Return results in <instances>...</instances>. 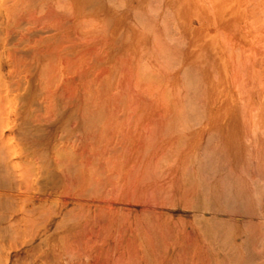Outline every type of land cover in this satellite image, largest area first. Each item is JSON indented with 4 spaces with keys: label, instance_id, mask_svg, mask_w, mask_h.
Segmentation results:
<instances>
[{
    "label": "rangeland",
    "instance_id": "374dc122",
    "mask_svg": "<svg viewBox=\"0 0 264 264\" xmlns=\"http://www.w3.org/2000/svg\"><path fill=\"white\" fill-rule=\"evenodd\" d=\"M157 1L0 0V264H264V0Z\"/></svg>",
    "mask_w": 264,
    "mask_h": 264
},
{
    "label": "bare ground",
    "instance_id": "6f19581e",
    "mask_svg": "<svg viewBox=\"0 0 264 264\" xmlns=\"http://www.w3.org/2000/svg\"><path fill=\"white\" fill-rule=\"evenodd\" d=\"M73 1H79V2H81V1H84V0H73ZM67 2V1H66ZM155 2V1H154ZM157 2H159V0L157 1ZM157 2H156V4H157ZM161 2V1H160ZM161 8V7H160ZM150 12V11H149ZM154 13V12H153ZM166 13V12H165ZM164 13V14H165ZM155 14V13H154ZM166 15V14H165ZM139 16V15H138ZM141 16V15H140ZM167 16V15H166ZM165 16V17H166ZM168 16H169V14H168ZM172 16V15H171ZM141 18V17H140ZM145 18V17H144ZM153 18V17H152ZM155 18V17H154ZM147 19H148V17H147ZM168 19V18H167ZM140 20V19H139ZM149 21L151 20V18L149 17V19H148ZM142 22H146V21H142ZM164 22V21H163ZM139 23V22H138ZM147 23H150V22H146L145 24H147ZM159 24H160V22H159ZM139 25H140V23H139ZM141 26V25H140ZM144 26H146L147 28H149L150 26H153V24L151 25V24H148V25H144ZM161 26H163L162 24H161ZM171 26V25H170ZM143 27V26H142ZM146 27H144V29L146 28ZM168 28H169V26H168ZM142 30V29H141ZM140 30V31H141ZM149 30V29H148ZM151 30V29H150ZM154 30H156V28L154 29V27H153V30L152 31H150V32H152L153 33V31ZM161 30H165V29H161ZM147 31V30H146ZM157 31V30H156ZM168 32V31H167ZM165 33V32H164ZM164 33H163V35H164ZM170 33V32H169ZM176 34V33H175ZM171 35V34H170ZM177 35V34H176ZM156 36V35H155ZM158 36V35H157ZM173 38V37H172ZM154 38L152 37V40H153ZM156 39H158V37H156ZM156 39H154V43L155 42H157V41H155ZM162 39H165V37L164 38H162ZM159 40V39H158ZM166 40V39H165ZM161 41V40H160ZM172 43V42H171ZM158 45V43H155V45ZM165 44V43H164ZM181 47V46H180ZM183 48V47H182ZM170 50V49H169ZM160 52V51H159ZM166 52V51H165ZM164 52V53H165ZM168 52V51H167ZM172 52V51H171ZM161 56H162V54H161ZM170 56V55H169ZM168 56V57H169ZM171 57V56H170ZM176 58V57H175ZM177 59V58H176ZM178 60V59H177ZM171 61V60H170ZM181 61V60H180ZM177 63V62H176ZM183 66V65H182ZM184 67V66H183ZM198 68V67H197ZM201 71V70H200ZM183 73V72H182ZM188 73V72H187ZM192 74V73H191ZM199 74V73H198ZM206 76V75H205ZM182 77V76H181ZM195 77V76H194ZM216 78V77H215ZM193 79V78H192ZM199 79V78H198ZM190 81V80H189ZM198 84V83H197ZM206 84H207V86H208V88H209V90L210 91H212L213 90V85H211V83L209 82V81H207V79H206ZM204 85V84H203ZM182 86V85H181ZM196 86V85H195ZM200 86V85H199ZM201 87V86H200ZM177 88V87H176ZM201 88H199L198 90H200ZM205 90V89H204ZM186 97H188V96H186ZM192 97V96H191ZM201 98V97H200ZM190 99V98H189ZM199 99V98H198ZM205 100V99H204ZM199 101H202V100H199ZM199 101H197V103L199 102ZM215 101V99L214 98H210L209 99V106L210 105H212V103ZM193 102V101H192ZM195 103V102H194ZM196 103V104H197ZM201 103H203V102H201ZM199 104V103H198ZM193 108V107H192ZM229 106L226 104V103H222L220 106H219V110H217V111H215L214 113L213 112H211V111H208L209 112V114H214L216 117H220L221 119H219L218 121L217 120H211V122L209 123V127H212V126H216L218 123H225V118H227L228 116H231L232 115V110H229ZM200 111V110H199ZM198 114V113H197ZM208 114V115H209ZM253 115V114H252ZM201 116V115H200ZM202 117V116H201ZM203 118V117H202ZM204 118H205V116H204ZM205 119H207V118H205ZM253 119V118H252ZM194 124V123H193ZM199 124V123H198ZM196 126V125H195ZM186 128V127H185ZM218 137V136H217ZM201 138V137H200ZM205 138V137H204ZM203 138V139H204ZM218 139V138H217ZM207 140V139H206ZM219 140V139H218ZM179 142H181V140L179 141ZM211 145H209V147H210ZM217 148V147H216ZM213 149H215V148H213ZM212 149V150H213ZM218 152H220V151H218ZM201 153V152H200ZM209 153V152H208ZM221 153V152H220ZM203 156V155H202ZM225 156V155H224ZM191 158V157H190ZM190 158H189V160H190ZM247 158V157H246ZM191 159H193V157L191 158ZM188 160V159H187ZM191 161V160H190ZM228 162V161H227ZM188 163V162H187ZM189 164H192V162H190ZM188 165V164H187ZM189 166V165H188ZM191 166V165H190ZM227 166V165H226ZM223 167V166H222ZM191 170V169H190ZM189 170V171H190ZM215 170V169H214ZM222 171H223V169H222ZM196 172V171H195ZM210 172V171H209ZM213 172V171H212ZM228 173V172H227ZM239 173H240V171H239ZM229 175H231V174H229ZM187 176V175H186ZM195 179V178H194ZM198 179V178H197ZM192 181V180H191ZM235 182V181H234ZM256 182V181H255ZM221 185V184H220ZM225 185V184H224ZM225 194V193H224ZM208 238V237H207ZM206 242H208V241H206ZM239 257V256H238ZM237 257V258H238ZM240 257H242V256H240ZM236 258V259H237ZM235 260V259H234ZM242 260V259H241ZM236 261H238V259L236 260ZM246 261V260H245ZM235 262V261H234ZM233 262V263H234ZM241 262H243L244 263V261H241ZM235 264V263H234Z\"/></svg>",
    "mask_w": 264,
    "mask_h": 264
}]
</instances>
